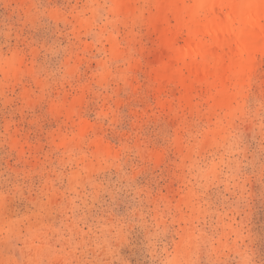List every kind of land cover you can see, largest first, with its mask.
<instances>
[{
    "label": "clouds",
    "instance_id": "obj_1",
    "mask_svg": "<svg viewBox=\"0 0 264 264\" xmlns=\"http://www.w3.org/2000/svg\"><path fill=\"white\" fill-rule=\"evenodd\" d=\"M180 7L0 0V264H264V91L152 100Z\"/></svg>",
    "mask_w": 264,
    "mask_h": 264
},
{
    "label": "bare ground",
    "instance_id": "obj_2",
    "mask_svg": "<svg viewBox=\"0 0 264 264\" xmlns=\"http://www.w3.org/2000/svg\"><path fill=\"white\" fill-rule=\"evenodd\" d=\"M157 2L181 6L162 9L158 19L162 24L174 22L173 30L163 31L166 60L156 72L159 78L185 89L197 83L218 84L219 94H224L240 83L258 55H264V0H205V15L193 9L187 20L179 17L185 5L181 0ZM177 32L184 33L180 45L173 37Z\"/></svg>",
    "mask_w": 264,
    "mask_h": 264
},
{
    "label": "rangeland",
    "instance_id": "obj_3",
    "mask_svg": "<svg viewBox=\"0 0 264 264\" xmlns=\"http://www.w3.org/2000/svg\"><path fill=\"white\" fill-rule=\"evenodd\" d=\"M181 1L184 4L188 3V0ZM173 26L174 22L172 19H169L167 23L165 22L164 24L157 21V23L153 26L152 35L149 38V47L151 48V53L148 56V60L152 64L150 75L153 80L157 81L163 86L162 89H157V96L152 97V100L154 102L157 100V103L161 108L164 107L165 103L171 105L172 101H175L182 111L187 110L188 112H191L193 109L206 104L209 100L218 95L220 93L221 87L218 84L200 85L197 83L192 85V87L189 89H185L183 86L173 80L157 77V70L166 60L163 31H165V29L171 31L173 30ZM173 37L176 45H180L184 38V33L177 32L176 34H173ZM238 85L248 91H251L254 96H260L261 92L264 91V55H258L256 57L250 70ZM160 90L163 93V98L168 100L161 101L159 99L158 93ZM165 121H167L166 116L162 118L160 125L162 126L163 122ZM157 130L158 125L156 121H150L144 127V133L148 137H151ZM116 138L119 139V136Z\"/></svg>",
    "mask_w": 264,
    "mask_h": 264
}]
</instances>
